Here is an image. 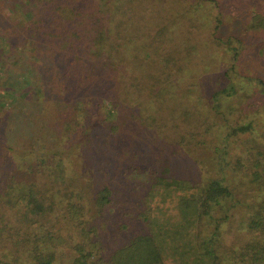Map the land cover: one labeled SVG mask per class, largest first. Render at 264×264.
Here are the masks:
<instances>
[{
	"label": "trees",
	"instance_id": "16d2710c",
	"mask_svg": "<svg viewBox=\"0 0 264 264\" xmlns=\"http://www.w3.org/2000/svg\"><path fill=\"white\" fill-rule=\"evenodd\" d=\"M199 4L31 0V7L15 13L17 34L43 49L40 60L35 57L37 85L52 101L54 166L48 173L43 168L40 178L29 179L34 175L29 169L27 177L0 185V208L22 213L14 226L8 214L0 216V264H264V123L261 135L234 154L233 171L254 194L231 244L225 241V224L239 213L233 212L239 199L231 179L180 178L169 157L174 146H202L227 159L224 144L231 147L230 139L254 132L255 122L264 119V79H253L251 90L237 82L245 48L237 45L243 44L239 36H219L221 18L216 30L211 26L212 43L227 47L236 61L220 82L203 77L200 90L198 81L183 82L191 73L200 79L199 68L202 75L206 71L194 62L200 50L192 29L200 24L192 22ZM250 28L264 29V16L254 15ZM242 116L254 118L244 123ZM149 153L157 157L149 169L132 163L149 161ZM77 154L97 169L93 196L78 174H68ZM48 156L38 165L47 164ZM148 170L137 201L142 208L137 216L147 222L148 232L105 251L108 221L100 223L93 210L105 215L117 196L100 179L106 174L126 182L123 176L135 180ZM75 198L86 202L80 206ZM30 220L38 231L32 236Z\"/></svg>",
	"mask_w": 264,
	"mask_h": 264
},
{
	"label": "rangeland",
	"instance_id": "374dc122",
	"mask_svg": "<svg viewBox=\"0 0 264 264\" xmlns=\"http://www.w3.org/2000/svg\"><path fill=\"white\" fill-rule=\"evenodd\" d=\"M200 1L201 4L197 6L199 15L196 16L197 20L192 22L195 26L200 24V27L192 29L195 32L196 40L199 41L200 50L197 57L194 58V62L201 67L204 66L203 69L206 71L202 75V70L199 68L200 79H197L191 73L185 77L183 82L198 81L197 88L200 90L203 77L211 82H220L221 78L219 76L236 61L232 51H228L227 47L213 45L212 43L211 26L212 28L215 27L216 30L218 19L221 18L222 28L219 31V36L222 35L227 38L236 35L243 40V44L237 43V45L245 48L243 56L237 62V70L240 72L237 82L249 90L253 89L255 87L253 79L257 77L264 79V29L255 31L250 28V23L254 15L259 13L264 16V0H220L221 4L210 3L207 0ZM22 6L31 7V0H0L1 188L11 184L10 181L13 180L14 176L27 177L26 175L30 173L29 169H33L34 175L29 178L33 180L41 177L39 172L43 168L47 167L45 172L48 173L50 167L54 166V111L51 106L52 101L48 99L50 96H42L41 89L37 85L39 84V75L35 61L36 59L40 60V51L43 52V49L40 46L37 48L35 41L30 37L17 34V28H13L12 17ZM19 30H22V28ZM194 100L196 103V96H194ZM214 113L217 114L216 111ZM253 118L242 116L241 122L247 123ZM261 121L255 122L254 132L239 134L237 137L230 139L231 147L227 143L224 144L229 151V154L225 156L227 159L221 160L220 153L215 149L202 146L196 148L174 146V151L171 153L175 155H169L173 172L180 178L202 183L215 178L225 179L227 177L231 179L229 185L234 191L236 199H239L238 206L233 212L239 211V213L234 214L231 217L232 220L230 219L225 224L224 237L228 244L235 241L239 232L238 226L243 214L242 211L251 204L252 195L254 194L247 190V186H241V177L236 176V172L233 171L236 163L234 154L240 152V148L247 140L261 135L264 119ZM45 153L49 155L47 157L48 163L44 166L38 165ZM149 154V157L146 156L149 161H145L142 157L138 160L133 159L132 163L143 165V167L149 169V165L157 158L154 156L156 153ZM167 156V154L164 155V157ZM71 160L70 170L72 174H68L72 176H76L73 172L78 174L83 180V187L86 185V191H89L93 196L91 189L98 181L95 176L97 169L92 168L91 162L84 161L81 154L75 155ZM148 172L149 170L145 171L143 175L135 180L131 176H123L126 182L120 180L113 182L106 174H103L104 179H100L99 184L108 183L117 196L105 215L98 213V209L93 210L100 223H103L106 219L108 221L105 236L109 243L105 246V251L116 249L133 237L148 232L147 222H143L137 216L140 209L137 201L140 198V193L143 196L146 190L144 180L147 179ZM74 202L78 204L79 200L75 198ZM85 202V200H82L78 205L81 206ZM63 210L65 211V208ZM5 213L10 216L12 226L19 218L22 219V213L17 212L15 209L0 208V216ZM91 215L92 212L90 218H92ZM31 222L32 220L29 221L32 236L33 233L38 231ZM106 224L102 225L105 226ZM27 225V222L20 223V227H27ZM115 233H117L116 236H114Z\"/></svg>",
	"mask_w": 264,
	"mask_h": 264
}]
</instances>
